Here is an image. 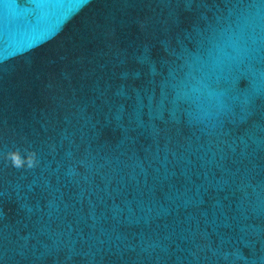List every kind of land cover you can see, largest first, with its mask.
<instances>
[{
	"label": "water",
	"instance_id": "obj_1",
	"mask_svg": "<svg viewBox=\"0 0 264 264\" xmlns=\"http://www.w3.org/2000/svg\"><path fill=\"white\" fill-rule=\"evenodd\" d=\"M0 264H264V0H0Z\"/></svg>",
	"mask_w": 264,
	"mask_h": 264
},
{
	"label": "clouds",
	"instance_id": "obj_2",
	"mask_svg": "<svg viewBox=\"0 0 264 264\" xmlns=\"http://www.w3.org/2000/svg\"><path fill=\"white\" fill-rule=\"evenodd\" d=\"M12 159H13L14 165L17 167L21 166L23 163V161L19 158L18 155H13Z\"/></svg>",
	"mask_w": 264,
	"mask_h": 264
}]
</instances>
